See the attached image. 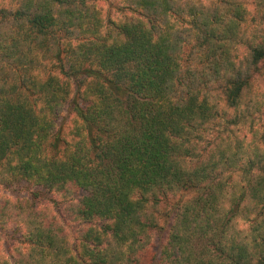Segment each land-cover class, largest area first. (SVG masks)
<instances>
[{
	"label": "trees",
	"instance_id": "1",
	"mask_svg": "<svg viewBox=\"0 0 264 264\" xmlns=\"http://www.w3.org/2000/svg\"><path fill=\"white\" fill-rule=\"evenodd\" d=\"M94 1L21 0L19 9L0 10V29L26 27L39 41L62 28L71 41L73 27L93 31L87 27L98 14ZM116 2L139 17L108 22L121 39L99 45L88 36L79 53L83 68L69 64L64 83L50 78L24 100L23 87L6 90L18 46L0 40V167L42 186L68 211L47 218L43 208L50 207L35 205V195L10 203L8 223L28 231V248L0 264H264L263 161L206 136L221 114L251 99L245 93L253 73L264 70V37L244 59L232 56L229 46L246 23L237 0L214 7L197 0ZM71 94L70 111L83 126L68 139L47 115L58 116ZM43 95L45 119L33 105ZM235 173L239 186L227 181ZM188 192L195 197L184 199ZM168 216L166 242L154 251ZM238 218L251 222L248 234Z\"/></svg>",
	"mask_w": 264,
	"mask_h": 264
},
{
	"label": "rangeland",
	"instance_id": "2",
	"mask_svg": "<svg viewBox=\"0 0 264 264\" xmlns=\"http://www.w3.org/2000/svg\"><path fill=\"white\" fill-rule=\"evenodd\" d=\"M201 3L203 2L206 6L214 7L217 4H221L220 0H197ZM241 3L242 7L246 10L245 22L241 26L240 39L229 46L231 48L232 56H239L244 59L245 55L248 54L250 44H255L261 41L264 37V0H237ZM21 0H0V10H15L20 8ZM98 12L94 19L93 24L87 27V30L92 29L93 31H81L77 28H71V33L73 34L71 41H69L68 35L62 34L63 29L56 28L55 37L47 36L45 39L36 41V37L32 34V31H26V27L22 30L18 26L11 24H4L0 29V40L4 39V44L14 45L16 44L17 49L14 50V60L8 61L10 65L7 73L9 74V80L6 86L8 92L15 91L16 88L23 87L22 98L23 100L28 96L29 91L34 90L37 94L38 91H42L41 86H43L50 78H54L57 81L56 84L61 85L66 81L65 72H69V64H74L75 69L83 68L82 63L79 59L80 48L83 50L89 45L90 40L86 39L88 36L96 43L101 45L102 43H112V41H118L121 39V34L118 29L109 26L108 22L110 20H117L119 23L129 20L128 18L133 17L139 19L137 14H131L124 10H118V4L116 0H96L92 4ZM6 12V13H8ZM123 20V21H121ZM91 22V21H90ZM89 22V24H90ZM1 25V20H0ZM68 38V41H67ZM43 40V41H42ZM39 42H42L39 43ZM73 47H69V44ZM196 44V39L193 40L192 45ZM192 45L185 46V50L182 53L184 58L183 64L187 65L188 56L190 54V49ZM197 63V61H196ZM88 64V63H87ZM198 64V63H197ZM188 66V65H187ZM199 68L198 66H196ZM18 72V75H17ZM25 83L22 82L23 79ZM36 80V81H35ZM32 81L36 85H33ZM68 81V80H67ZM68 84V82H65ZM26 84V85H25ZM253 88H250L245 93L249 100H244V102L236 110L228 109L226 114H221L220 120L216 124V129L212 134H206L213 138H218V140H224L226 143L232 144L233 147L244 154L245 158L248 160L250 158H255L257 160H262V166H264V70L261 73H253ZM71 86V84H70ZM12 88V89H11ZM52 91V89H50ZM17 94V91H16ZM63 92L57 91V97L63 100ZM16 97V95H13ZM88 98V96L85 95ZM17 98V97H16ZM72 94L69 97L67 103H62V111L58 116L56 114L48 113L47 119H53L56 123L55 132L68 138L72 132V128L83 126L81 120L75 122V117L70 111L69 104L71 102ZM22 100V101H23ZM33 105L36 107V113L39 114L40 108L46 107L48 104L47 100L43 97L39 99H34ZM45 119L44 111L39 114ZM74 141L77 142L76 138ZM49 143V142H48ZM47 141L44 143L45 149L47 151L48 146ZM235 149V150H236ZM6 163V162H5ZM246 164L238 163L242 169L249 167ZM261 165H256L255 171L260 168ZM0 167V258L6 259L9 263L11 260L17 259L21 256V253L25 252L28 248L26 245V238L24 234H27L24 230L19 228L15 229L13 223H8L10 217L8 216L10 203L24 204V200H30L31 197H37L35 205L49 206L50 208L45 211L43 208V213H46L47 218L54 215L56 218H61L67 216L68 211H64L65 204H59L56 202V197L45 190L42 186H38L35 183L24 182L19 176L17 178L8 177L9 171H3ZM241 174V172H240ZM228 175V182L238 183L241 185L240 177L242 175ZM8 177V179H6ZM231 185V184H230ZM82 192H77V195H81ZM194 192H188L184 199L195 197ZM171 203H175L171 200L166 207L170 208ZM7 205V206H6ZM66 207V206H65ZM152 211V208L150 209ZM171 215V213H169ZM170 218L166 217L160 220V229L156 232L154 239V251H159L160 247L165 244L168 230L170 226ZM261 219L262 217H258ZM250 223L248 220H243L242 218L237 219V227L243 231L245 234L249 233ZM251 231V230H250Z\"/></svg>",
	"mask_w": 264,
	"mask_h": 264
}]
</instances>
